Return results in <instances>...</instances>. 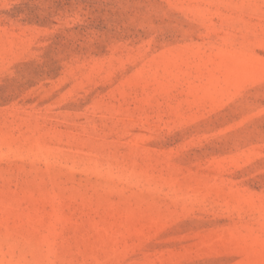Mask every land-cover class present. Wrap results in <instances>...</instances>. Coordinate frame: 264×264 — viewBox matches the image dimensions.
<instances>
[{
    "label": "rangeland",
    "instance_id": "374dc122",
    "mask_svg": "<svg viewBox=\"0 0 264 264\" xmlns=\"http://www.w3.org/2000/svg\"><path fill=\"white\" fill-rule=\"evenodd\" d=\"M0 264H264V0H0Z\"/></svg>",
    "mask_w": 264,
    "mask_h": 264
}]
</instances>
